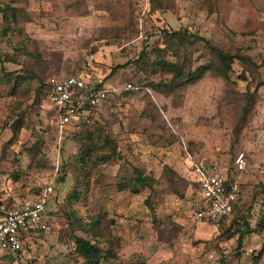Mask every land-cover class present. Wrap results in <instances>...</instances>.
<instances>
[{"label": "rangeland", "instance_id": "1", "mask_svg": "<svg viewBox=\"0 0 264 264\" xmlns=\"http://www.w3.org/2000/svg\"><path fill=\"white\" fill-rule=\"evenodd\" d=\"M6 7L17 21L0 12V210L47 183L53 192L48 229L0 264H81L75 235L112 249L99 264H264V159L245 149L264 145V0H0ZM191 36L255 65L235 59L228 78L209 71L168 93L162 62L218 66ZM51 75L100 80L108 98L60 129L42 89ZM238 152L250 163L244 201L218 223L196 222L187 169ZM138 171L147 184L133 192ZM243 217L252 232L238 250Z\"/></svg>", "mask_w": 264, "mask_h": 264}, {"label": "built area", "instance_id": "2", "mask_svg": "<svg viewBox=\"0 0 264 264\" xmlns=\"http://www.w3.org/2000/svg\"><path fill=\"white\" fill-rule=\"evenodd\" d=\"M44 83L48 87L46 98L60 129L74 115V101L98 106L109 93L107 89L87 86L79 75H51ZM130 88H133L131 84H127L126 89ZM247 165L244 152L236 153L231 164L209 159L191 163L190 175L197 194L192 217L196 222L215 224L232 214L240 193L239 177ZM52 192L51 184L47 183L35 200L0 213V253L20 252L30 237L48 229L47 204Z\"/></svg>", "mask_w": 264, "mask_h": 264}, {"label": "trees", "instance_id": "3", "mask_svg": "<svg viewBox=\"0 0 264 264\" xmlns=\"http://www.w3.org/2000/svg\"><path fill=\"white\" fill-rule=\"evenodd\" d=\"M0 12L3 15V19L10 22H16L17 21V16H16V10L11 9V8H3L0 9ZM174 35H178L174 33ZM193 41H203L206 47L211 51L213 56L216 58L218 61V66L213 69L210 65H202L196 68L193 71H188L185 72L184 69L175 63H169V62H162L160 64V68L163 72L165 73H171L173 74V78L171 82L165 85L166 92L171 93L181 86H185L188 84H193L200 80L207 72L211 71H216L218 75L222 76L223 78H228L229 73L232 71V64L234 63L235 59H240L245 62L252 63V65H255L249 57L246 56H236L232 55L229 53L224 52L220 48L212 46L209 41L206 39L200 37V36H191ZM262 63H264V60H262ZM78 76V75H74ZM49 77V76H48ZM47 77V78H48ZM176 79H179L180 82L176 81ZM46 80V79H45ZM45 80L42 81V89L44 90V94L46 96L48 92V87L45 85ZM85 84L87 86L93 87L94 89H107L102 86V82L100 80H92L86 79L84 80ZM154 85V84H153ZM108 90V89H107ZM256 95H257V90H254L253 92L246 91L244 94L245 98V106H244V116H243V122L246 121L247 115L251 112L253 105L256 100ZM74 106V115L71 117V120L66 124L69 125L74 122L76 119L77 123L78 122H85V119H87L88 115L90 112V109L95 107L93 105H90L88 102L82 101V102H73ZM53 110V109H52ZM78 112V113H77ZM77 113V114H76ZM240 123L237 124L235 127V131H238V126ZM109 141L107 140V143ZM110 143V142H109ZM92 142H89V145H91ZM83 148H86L87 145L83 144ZM137 178L135 184L129 185L131 186V191L136 192L139 187H144L147 184V179L146 176H144L140 171L137 172ZM119 189H126V185L121 186ZM238 202V200H237ZM237 206V203L234 206L232 214L235 212V208ZM3 210H0V213H2ZM242 224L240 225L241 231L238 234L237 237V248L238 250L240 247H242V238L244 234H248L252 232V230L249 228V224L245 221V217L241 218ZM233 224L230 227L232 229L234 227V223L237 220L233 219ZM94 222V221H93ZM95 223V222H94ZM238 223V222H237ZM255 232H259L260 230H254ZM74 244H75V251L77 252L78 256L81 258L82 263L81 264H99L101 259L103 258H108V257H114V253L111 248L104 250L101 248L98 243H96L93 240H89L88 238L81 237V236H74ZM4 253H9V254H14L11 252H4ZM19 253V252H17ZM259 261V256H253V260L250 264H258ZM238 264H243V263H238Z\"/></svg>", "mask_w": 264, "mask_h": 264}, {"label": "crops", "instance_id": "4", "mask_svg": "<svg viewBox=\"0 0 264 264\" xmlns=\"http://www.w3.org/2000/svg\"><path fill=\"white\" fill-rule=\"evenodd\" d=\"M249 142H251V141H249ZM248 143V142H247ZM246 143V148L245 149H247V150H251L253 153L251 154V156H252V160L253 161H256V162H259V161H262L263 159H264V145L263 144H261V143H259V146H256V147H254V148H250V146H248L249 144H247ZM263 143V142H262ZM256 144V143H255ZM256 145H258V144H256ZM212 160V159H211ZM195 161V160H194ZM194 161H192V162H194ZM248 164H250V163H248ZM191 166V165H190ZM190 166H189V169H187V174H188V176L190 177V179H191V175H190ZM250 169V167H249V165L246 167V169L243 171V172H241V174H240V177H239V182H240V193H239V196H238V202H237V204L239 205V204H241L244 200V197H243V188H245L246 187V184L247 183H250L251 182V178L250 177H248L249 175H247V172L246 171H248ZM246 172V173H245ZM192 181V180H191ZM193 183V182H192Z\"/></svg>", "mask_w": 264, "mask_h": 264}]
</instances>
